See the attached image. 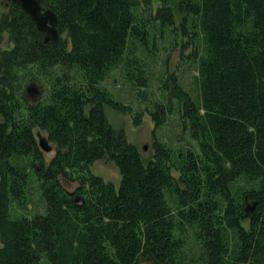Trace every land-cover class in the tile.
Listing matches in <instances>:
<instances>
[{
	"label": "trees",
	"instance_id": "trees-1",
	"mask_svg": "<svg viewBox=\"0 0 264 264\" xmlns=\"http://www.w3.org/2000/svg\"><path fill=\"white\" fill-rule=\"evenodd\" d=\"M158 1L154 10L152 0H43L59 19L60 40L49 45L6 3L0 264H264V0ZM177 32L182 52L192 50L194 88L168 74L163 102L149 115L160 129L167 114H178L196 147L175 150L155 136L145 162L106 110L133 115L136 126L144 112L134 114L103 84L123 65L146 101L139 50ZM4 34L10 49H2ZM31 66L49 79L36 106L19 86V72ZM37 131L55 147L49 162ZM103 160L119 171V189L91 173ZM64 179L79 185L75 193ZM37 192L43 212L29 217ZM190 233L199 256L189 255Z\"/></svg>",
	"mask_w": 264,
	"mask_h": 264
},
{
	"label": "rangeland",
	"instance_id": "rangeland-1",
	"mask_svg": "<svg viewBox=\"0 0 264 264\" xmlns=\"http://www.w3.org/2000/svg\"><path fill=\"white\" fill-rule=\"evenodd\" d=\"M6 0L0 1V20H7L8 12L6 9ZM154 10L158 8L159 1L152 0ZM66 36L63 35L62 39ZM182 38L177 32L175 36H170L166 42L158 41L155 47H152L149 52L139 50V55L148 67V88L144 93L147 94L146 101L139 100L133 87L124 75V66L121 65L117 69L113 70L103 86L111 93L115 101L121 102L124 105L131 106L134 114L139 111H143L141 119V125L136 126L134 124L133 115H124L113 109L107 108L106 114L110 124L115 129H123L125 131L127 141L135 146L143 160L147 162L153 157L154 154V142L156 138L163 143L168 144L175 150L187 149L190 146L196 147V143L193 142L189 134L184 132L180 127L178 114H167L166 124L160 129L155 128V123L152 117L149 115V110H153V105L157 102H163L162 91L160 90L161 82L166 78L168 74L176 75L181 81L182 85L192 91L194 88V77L196 76L195 66L189 64L188 58L191 55L192 50L188 49L182 52L180 43ZM176 44L179 46L175 47ZM12 44L9 43L8 35H3L2 49H10ZM20 73L19 86L21 91L24 93V98L30 106H36L45 100L46 92L49 88V79L39 73V70L35 66L28 67L22 70ZM35 87L38 95L32 97L26 92L27 88ZM43 136H46L43 133ZM47 137V136H46ZM51 146H53L51 144ZM144 147H147V151H144ZM54 151L50 154L43 152L46 160L49 162L55 155ZM92 174L103 178L106 182L114 184L116 189H119L121 184V176L117 168L110 163L108 160L98 161L91 168ZM175 177L178 174L173 172ZM64 189L69 193L73 194L78 189V184L69 180H62ZM35 204L38 207H32L27 216L31 217L34 213L43 212L42 203L40 200V194L37 192L34 194ZM15 208V206H14ZM189 255H197L199 247L193 240L192 233L188 235ZM142 264H152L150 261H143Z\"/></svg>",
	"mask_w": 264,
	"mask_h": 264
},
{
	"label": "water",
	"instance_id": "water-1",
	"mask_svg": "<svg viewBox=\"0 0 264 264\" xmlns=\"http://www.w3.org/2000/svg\"><path fill=\"white\" fill-rule=\"evenodd\" d=\"M8 3L20 8L32 21L37 32L44 36L45 45L56 44L60 40L59 19L56 14L48 9L44 10L43 0H6ZM29 95H38L35 87H29L26 90ZM39 148L42 152L50 154L54 151L48 138L43 136L42 132H36ZM147 151V147H144Z\"/></svg>",
	"mask_w": 264,
	"mask_h": 264
}]
</instances>
